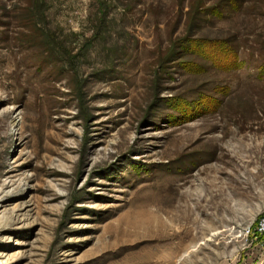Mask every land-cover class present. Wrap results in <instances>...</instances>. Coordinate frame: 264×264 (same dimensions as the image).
<instances>
[{"label":"rangeland","instance_id":"374dc122","mask_svg":"<svg viewBox=\"0 0 264 264\" xmlns=\"http://www.w3.org/2000/svg\"><path fill=\"white\" fill-rule=\"evenodd\" d=\"M31 1L0 0V264H264V0H47L43 36Z\"/></svg>","mask_w":264,"mask_h":264},{"label":"trees","instance_id":"16d2710c","mask_svg":"<svg viewBox=\"0 0 264 264\" xmlns=\"http://www.w3.org/2000/svg\"><path fill=\"white\" fill-rule=\"evenodd\" d=\"M29 5H31V11H32L31 24L33 26L34 32H36V34H38L39 36H43L45 34L44 24H47V21L44 16V11L46 9L45 7H47V0H32ZM200 10H203V8ZM207 10H211V9L208 8ZM200 12L203 13V11ZM206 42H207L206 43L207 46L209 47H216L218 45V44H212L210 43V41H206Z\"/></svg>","mask_w":264,"mask_h":264},{"label":"built area","instance_id":"2783aa9c","mask_svg":"<svg viewBox=\"0 0 264 264\" xmlns=\"http://www.w3.org/2000/svg\"><path fill=\"white\" fill-rule=\"evenodd\" d=\"M254 232L260 238L261 243L264 246V213L261 214L260 218L258 219Z\"/></svg>","mask_w":264,"mask_h":264},{"label":"bare ground","instance_id":"6f19581e","mask_svg":"<svg viewBox=\"0 0 264 264\" xmlns=\"http://www.w3.org/2000/svg\"><path fill=\"white\" fill-rule=\"evenodd\" d=\"M0 206H1V201H0ZM2 223H0V225H1Z\"/></svg>","mask_w":264,"mask_h":264}]
</instances>
